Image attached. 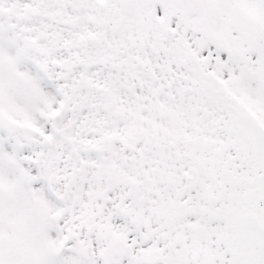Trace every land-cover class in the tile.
<instances>
[{"label":"snow or ice","instance_id":"obj_1","mask_svg":"<svg viewBox=\"0 0 264 264\" xmlns=\"http://www.w3.org/2000/svg\"><path fill=\"white\" fill-rule=\"evenodd\" d=\"M0 264H264V0H0Z\"/></svg>","mask_w":264,"mask_h":264}]
</instances>
